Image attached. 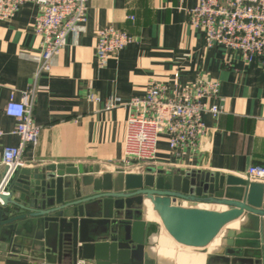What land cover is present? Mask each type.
Masks as SVG:
<instances>
[{"label":"crops","instance_id":"crops-1","mask_svg":"<svg viewBox=\"0 0 264 264\" xmlns=\"http://www.w3.org/2000/svg\"><path fill=\"white\" fill-rule=\"evenodd\" d=\"M196 2L87 0L85 22L68 34L66 45L51 59L49 70L38 76L41 47L33 28L37 7L32 3L21 5L13 17L0 21V127L5 133L0 146L18 143L13 133L16 120L4 113L6 102L11 97L19 99L23 90L35 84L33 118L40 131L36 144L25 149L23 167L62 163L83 165L87 171L98 166L100 172H113L120 169L126 103L133 96H142L153 81L166 85L172 95L173 90L202 74L219 82L216 96L208 102L221 109L216 117L208 113L202 116L207 126L201 140L203 149L192 158L175 160L161 139L152 166L238 177H243L251 165L264 166V60L244 61L239 52L220 45L204 48L202 31L193 28L187 18L186 10ZM107 26L127 31L133 42L98 63L97 31ZM90 94L99 100L90 98ZM159 234L160 229L150 237V259L155 264H175L153 250ZM214 250L178 251L179 259L188 264H224L213 255ZM0 264L50 263L11 253L6 244L0 243ZM76 264L95 262L78 259Z\"/></svg>","mask_w":264,"mask_h":264},{"label":"water","instance_id":"water-1","mask_svg":"<svg viewBox=\"0 0 264 264\" xmlns=\"http://www.w3.org/2000/svg\"><path fill=\"white\" fill-rule=\"evenodd\" d=\"M98 171L62 163L14 169L0 190V243L50 264H155L148 246L162 225L195 249L219 237L213 255L224 264H263L264 183L155 166ZM7 172L0 166V184ZM147 202L161 224L148 220Z\"/></svg>","mask_w":264,"mask_h":264},{"label":"built area","instance_id":"built-area-1","mask_svg":"<svg viewBox=\"0 0 264 264\" xmlns=\"http://www.w3.org/2000/svg\"><path fill=\"white\" fill-rule=\"evenodd\" d=\"M25 3L37 7L33 28L41 47L38 76L49 70L51 59L64 48L68 34L75 33L77 26L85 22L87 0H0V21L13 17ZM186 12L189 24L202 31L204 48L220 45L239 52L244 61L264 60V0H197ZM131 42L133 36L123 29L113 26L98 29L95 43L98 63L116 56ZM218 89L217 80L201 74L183 88L173 90L172 95L167 93L166 85L153 81L142 96H133L126 103L128 114L119 170L152 166L161 139L175 160L192 158L200 152L207 131L203 114L216 117L221 113L218 105L208 102ZM36 91V85L32 84L21 92L19 99L11 97L4 106L5 115L16 120L13 133L18 143L0 146V166L8 167L0 190L14 169L25 166L23 154L27 146L37 142L40 127L33 118ZM89 97L99 100L93 94ZM4 134L0 127V139ZM242 178L264 183V166H249Z\"/></svg>","mask_w":264,"mask_h":264},{"label":"bare ground","instance_id":"bare-ground-1","mask_svg":"<svg viewBox=\"0 0 264 264\" xmlns=\"http://www.w3.org/2000/svg\"><path fill=\"white\" fill-rule=\"evenodd\" d=\"M147 209H148V213H147V218L154 220L155 222L161 224V219L160 216L158 215L157 212L153 211L151 203L147 202L146 203ZM169 234L166 231V229L161 225L160 228V234H159V238L157 240V252L158 254L165 256L167 251H162L165 250L166 247H172L173 244H171V239L169 238ZM219 243L218 237L214 240H212L208 245H207V249L208 250H213L215 249L216 245ZM164 252V253H163ZM180 256V252L178 253V257Z\"/></svg>","mask_w":264,"mask_h":264},{"label":"rangeland","instance_id":"rangeland-1","mask_svg":"<svg viewBox=\"0 0 264 264\" xmlns=\"http://www.w3.org/2000/svg\"><path fill=\"white\" fill-rule=\"evenodd\" d=\"M171 242H173V245L172 247H166L165 250H162V251H167L165 254V260L168 261V262H172L175 264H188V262L186 260H182V259H179L178 257V251H193V250H198V249H195V248H191V247H186L184 245H181L179 243H177L176 241L174 240H171ZM153 250H156L157 249V244L154 243L153 245ZM201 250V249H199ZM163 252V253H164ZM154 254H157V253H154ZM158 255V254H157ZM156 257V256H155ZM158 258V256H157ZM159 258H162V256H160ZM164 258V257H163Z\"/></svg>","mask_w":264,"mask_h":264}]
</instances>
